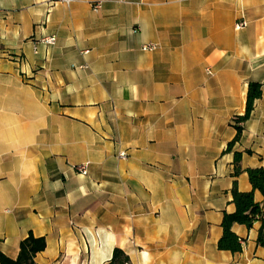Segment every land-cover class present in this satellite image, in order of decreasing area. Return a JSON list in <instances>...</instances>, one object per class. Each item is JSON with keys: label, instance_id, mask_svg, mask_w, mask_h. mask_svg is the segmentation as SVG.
<instances>
[{"label": "crops", "instance_id": "0c3cea01", "mask_svg": "<svg viewBox=\"0 0 264 264\" xmlns=\"http://www.w3.org/2000/svg\"><path fill=\"white\" fill-rule=\"evenodd\" d=\"M63 1L0 0V253L32 234L36 264H264L260 220L217 248L264 169V0Z\"/></svg>", "mask_w": 264, "mask_h": 264}, {"label": "trees", "instance_id": "16d2710c", "mask_svg": "<svg viewBox=\"0 0 264 264\" xmlns=\"http://www.w3.org/2000/svg\"><path fill=\"white\" fill-rule=\"evenodd\" d=\"M262 95L261 85L250 83L248 85L246 107L242 116L235 118L236 136L234 140L228 144L226 151L232 150L236 142L239 141L243 125L249 120L254 108V103ZM240 154H235V174L241 172L239 161ZM246 174L252 190L247 193L238 191L234 183L231 194L232 203L235 206V212L231 215L224 214L221 223L222 236L218 241L217 248L219 251L230 252L237 254L242 251V245L238 237L232 232V227L237 224L251 229L256 220L261 221L257 243L260 247L264 248V210L261 206L254 201L255 192H259L264 196V169L255 168L247 169ZM46 248V241L44 238H36L32 234L23 239L19 244V253L16 259H10L4 254L0 253V264H36L35 257L37 254L44 251ZM128 256L119 248H115L112 253L111 259L106 264H128Z\"/></svg>", "mask_w": 264, "mask_h": 264}, {"label": "built area", "instance_id": "2783aa9c", "mask_svg": "<svg viewBox=\"0 0 264 264\" xmlns=\"http://www.w3.org/2000/svg\"><path fill=\"white\" fill-rule=\"evenodd\" d=\"M63 2H64L65 4H69V3H71L70 0H64ZM91 6H92V9H93L94 11H98V10L100 9V7H101V3H100V2H98V3H94V4H92ZM243 27H245V23H244V22L238 23V24L236 25V29H241V28H243ZM40 43L43 44V45H45V46H49V47H51V46H54V45H55V43H56V39H55V37H44V38H42V39L40 40ZM157 49H158V45H156V44H152V43H150V44H144V45H142V47H141V50H142L143 52H154V51H156ZM34 53L37 54V47H34ZM207 74H208V75H211V72H210L209 70H207ZM119 157H120V158H125V157H126V154H125V153H121V154L119 155ZM74 170H75L78 174L83 175V176H86V175L88 174V163H85V164H81V165L75 166V167H74Z\"/></svg>", "mask_w": 264, "mask_h": 264}]
</instances>
